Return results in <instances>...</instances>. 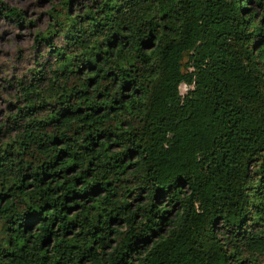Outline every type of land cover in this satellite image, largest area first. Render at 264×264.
Masks as SVG:
<instances>
[{
	"label": "trees",
	"instance_id": "1",
	"mask_svg": "<svg viewBox=\"0 0 264 264\" xmlns=\"http://www.w3.org/2000/svg\"><path fill=\"white\" fill-rule=\"evenodd\" d=\"M47 15L0 120V264H264V0Z\"/></svg>",
	"mask_w": 264,
	"mask_h": 264
},
{
	"label": "rangeland",
	"instance_id": "2",
	"mask_svg": "<svg viewBox=\"0 0 264 264\" xmlns=\"http://www.w3.org/2000/svg\"><path fill=\"white\" fill-rule=\"evenodd\" d=\"M52 1L59 2V0H3L7 6L24 10L27 19L35 23L20 26L0 16V120L7 112L8 96L12 94L8 82L17 74L26 73L37 59L35 34L37 30L47 27V11L51 8ZM188 88L182 86V94H185Z\"/></svg>",
	"mask_w": 264,
	"mask_h": 264
}]
</instances>
